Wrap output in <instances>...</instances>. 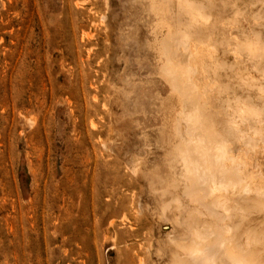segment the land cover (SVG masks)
<instances>
[{
	"label": "rangeland",
	"instance_id": "rangeland-1",
	"mask_svg": "<svg viewBox=\"0 0 264 264\" xmlns=\"http://www.w3.org/2000/svg\"><path fill=\"white\" fill-rule=\"evenodd\" d=\"M141 1L0 0V264H264V0Z\"/></svg>",
	"mask_w": 264,
	"mask_h": 264
},
{
	"label": "bare ground",
	"instance_id": "bare-ground-1",
	"mask_svg": "<svg viewBox=\"0 0 264 264\" xmlns=\"http://www.w3.org/2000/svg\"><path fill=\"white\" fill-rule=\"evenodd\" d=\"M143 1H144V0H143ZM143 1H141L140 3H142ZM166 1H167V0H166ZM176 1H177V0H176ZM176 1H175V3H176ZM178 1H179V0H178ZM184 1H185V0H184ZM205 1H206V0H205ZM213 1H214V0H213ZM215 1H216L215 5H216L217 8L219 9V7H221V3H220V2H217V0H215ZM218 1H219V0H218ZM258 1H259V0H258ZM133 2H134V1H133ZM151 2H152V1H151ZM153 2H154V1H153ZM170 2H172V1H170ZM201 2H202V1H201ZM222 2H223V1H222ZM144 3H145V1H144ZM144 3H143V4H144ZM179 3H180V2H179ZM199 3H200V2H199ZM202 3H203V2H202ZM223 3H224V2H223ZM157 4H158V0H157ZM161 4H162V3H161ZM166 4H167V3H166ZM166 4H165V5H166ZM184 4H185V3H184ZM187 4H189V3H187ZM191 4H192V3H191ZM194 4H195V3H194ZM200 4H201V3H200ZM200 4H199V6H200ZM213 4H214V2H213ZM262 4H263V2H262ZM262 4H261V5H262ZM150 5H151V3H150ZM150 5H149V7H150ZM173 5H174V4H173ZM175 5H176V4H175ZM182 5H183V4H182ZM197 5H198V4H196L195 6H197ZM151 6H152V5H151ZM176 6H177V5H176ZM176 6H174V7L176 8ZM180 6H181V4L177 7V8H179V9H178L179 11H180ZM186 6H187V5H186ZM195 6H194V7H195ZM199 6H198V8H200ZM157 7H158V6H157ZM159 7H161V6H159ZM165 7H167V6H165ZM165 7L163 6V8H165ZM181 7H183V6H181ZM191 7H192V6H191ZM191 7H190V8H191ZM194 7H192V9H193ZM201 7H202V5H201ZM208 7H210V5H209ZM168 8H169V6H168ZM186 8H188L187 10L190 11L189 5H188ZM260 8H261V7H260ZM148 9H149V8H148ZM148 9H147V10H148ZM160 9H162V7H161ZM182 9H185V8H182ZM182 9H181V10H182ZM192 9H191V11H192ZM195 9H196V8H195ZM201 9H203V7H202ZM215 9H216V8H215ZM153 10H155V9H153ZM166 10H167V9H166ZM169 10H170V9H168V10L166 11V12H167V13H166L167 15H168V13L170 14V12H171V11H169ZM185 10H186V9H185ZM187 10H186V11H187ZM219 10H220V9H219ZM164 11H165V10H164ZM191 11H190V12H187V13L189 14V16L191 15V13H192L193 11L195 12V10H193L192 12H191ZM198 11H199V10H198ZM148 12H150V10H149ZM158 12H159V11H158ZM196 12H197V11H196ZM213 12H214V11H213ZM151 13H152V11H151ZM155 13H156V12H155ZM162 13L165 14V12H163V10H162ZM182 13H183V12H182ZM148 14H149V13H148ZM192 14H193V13H192ZM194 14H195V13H194ZM217 14H218V13H217ZM219 14H220V13H219ZM153 15H154V17H155L156 14H153ZM171 15H172V12H171ZM174 15H175V14H173V16H174ZM212 15H213V14H212ZM148 16H151V15H148ZM158 16H159V15H158ZM163 16H164V15H163ZM168 16H169V15H168ZM173 16H171V17H173ZM183 16H184V14H183ZM192 16H194V15H192ZM214 16H215V15H214ZM216 17H217V16H216ZM158 18H159V17H158ZM181 18H182V17H181ZM193 18H194V17H193ZM212 18H213V17H212ZM258 18H259V17H258ZM155 19H156V18H155ZM159 20H160V19H159ZM232 20H233V19H232ZM243 20H244V19H243ZM193 21H194V20H193ZM197 21H198V20H197ZM200 21H201V20H200ZM200 21H199V22H200ZM236 21H237V20H236ZM163 22H166V21H163ZM163 22H162L161 24H163ZM170 22H171V21H170ZM170 22H169V23H170ZM201 22H202V21H201ZM211 22H212V21H211ZM222 22L224 23V22H226V21L222 20ZM185 23H186V22H185ZM193 23H194V22H193ZM196 23H197V22H196ZM205 23H206V22H205ZM165 24H166V23H165ZM170 24H171V23H170ZM202 24H203V23H202ZM211 24H212V23H211ZM167 26H168V24H167ZM253 26H254V25H253ZM257 26H258V25H257ZM155 27H156V26H155ZM155 27H154V30H155ZM251 27H252V26H251ZM263 27H264V26H263ZM171 28H172V31L174 30V32H176L177 29H176V28H173V27H171V25H169V27H168V31H167L168 33H169V31L171 32V30H170ZM200 28H201V27H200ZM180 29H181V28H180ZM253 29H254V28H253ZM156 31H157V30H156ZM251 31H252V30H251ZM172 33H173V32H172ZM179 33H180V31L178 32V34H179ZM187 33H188V32H187ZM187 33H186V34H187ZM257 33H260V30H259ZM174 34H175V33H174ZM198 34H199V33H198ZM172 35H173V34H171V36H172ZM176 35H177V34H176ZM180 35H181V34H180ZM207 35H208V34H207ZM223 35H224V34H223ZM259 35H261V34H257L258 37H259ZM167 36H168V35H167ZM180 37H182V35H181ZM261 37H262V36H261ZM163 38H164V37L160 38V41H162ZM183 38H184V37H183ZM250 38H251V37H250ZM255 38H257V37H255ZM161 39H162V40H161ZM167 39H168V38H167ZM200 39H201V38H200ZM200 39H199V40H200ZM257 39H258V38H257ZM164 40H165V38H164ZM199 40H198V42H199ZM246 40H247V39H246ZM246 40H245V41H246ZM259 40H260V39H259ZM165 41H166V40H165ZM206 41H207V40H206ZM251 41H252V40H251ZM256 41H257V40H256ZM162 42H163V41H162ZM200 42H201V41H200ZM208 42H209V41H208ZM242 42H243V41H242ZM252 42H253V41H252ZM252 42H251V43H252ZM254 42H255V41H254ZM258 42H260V41H258ZM154 43H155V41H154ZM167 43H168V42H167ZM170 43H171V42H170ZM185 43H186V40H185ZM195 43H196V42H195ZM205 43H206V42H205ZM238 43H239V42H238ZM249 43H250V42H249ZM249 43H248V44H249ZM163 44H164V43H163ZM186 44H187V43H186ZM198 44H199V43H198ZM253 44H254V43H253ZM255 44H256V42H255ZM255 44H254V45H255ZM173 45H174V44H173ZM187 45H188V44H187ZM242 45H243V44H241V46H240V44H239L240 47H242ZM257 45H259V44H257ZM161 46L163 47L162 44H161ZM188 46H189V45H188ZM236 46H237V45H236ZM250 46H251V44H249V47H250ZM260 46H261V45H260ZM260 46H259L258 48H260ZM262 46H263V48H264V45H262ZM155 47H156V45H155ZM164 47H165V46H164ZM166 47H167V46H166ZM204 47H205V46H204ZM249 47H248V48H249ZM254 47H255V46H254ZM152 48H153V47H152ZM156 48H157V47H156ZM167 48H168V47H167ZM171 48H172V47H171ZM199 48H200V47H199ZM154 49H155V48H154ZM163 49H164V48H163ZM194 49H195V47H194ZM242 49H243V48H241V50H242ZM244 49H245V48H244ZM244 49H243V50H244ZM255 49H257V48H255ZM261 49H262V48H261ZM155 50H156V49H155ZM192 50H193V49H192ZM248 50H249V49H248ZM259 50H260V49H259ZM262 50H263V49H262ZM262 50H261V52H262ZM167 51H168V50H166V52H167ZM170 51H171V50H170ZM183 51H184V50H183ZM250 51L252 52L253 49L251 50V48H250V50H249V53H250V55H251V52H250ZM239 52H240V50H239ZM243 52L245 53V50H244ZM243 52H242V53H243ZM253 52H254V51H253ZM172 53H173V52H172ZM263 53H264V51H263ZM173 54H174V53H173ZM258 54H259V53H258ZM176 55H177V54H176ZM233 55H234V54H233ZM240 55H241V54H240ZM253 55H254V54H253ZM260 55H261V54H260ZM164 56H165V55H164ZM203 56H204V55H203ZM235 56H236V55H235ZM166 57H168V56H166ZM185 57H186V56H185ZM213 57H214V56H213ZM251 57H252V55H251ZM253 57H254V56H253ZM253 57H252V58H253ZM259 57H260V56H259ZM259 57H258V58H259ZM256 58H257V57H256ZM263 58H264V57H263ZM168 59H169V58H168ZM173 59H174V58H173ZM174 60H175V59H174ZM177 60H178V59H177ZM250 60H251V59H250ZM253 60H254V59H253ZM161 61H163V60H161ZM170 61H171V60H170ZM205 61H206V60H205ZM251 61H252V60H251ZM263 61H264V59H263ZM243 62H244V61H243ZM159 63H160V61H159ZM163 63H164V62H163ZM173 63H174V62H173ZM205 63H206V62H205ZM257 63H258V62H257ZM186 64H187V63H186ZM162 65H163V64H162ZM162 65H161V66H162ZM218 66H219V65H218ZM218 66H211V67H210L211 69H210V68H207V74H208V75H209V74H214L215 71L219 69V68L215 69V68L218 67ZM164 67H165V66H164ZM164 67H163V66H162V68L160 67V70H162V69H163V70L166 69V67H165V68H164ZM170 67H171V66H169V67H167V68H170ZM178 67H179V66H178ZM178 67L173 68V66H172L171 69H173L172 71H174V69H175V71H176V69H177V74H178V72H179L178 75H180L181 73H182L181 76L183 75V78L180 76L181 79H183V82H181L182 80H181V81L178 80L180 77H179V78L177 77V81H176V83L179 81V82L181 83V85H182V89H183L182 91H181L180 89H179V90L182 92V95H183V93H185V92H186V95H188L190 92H192V93H191L192 95H191V94H189V95H191V96H192V99L194 98V100H196V102H197V99H196V98H199V97H197V95H198L197 92H196V91H192L191 89H189V88H191V86H192V85H190V84H192V82H193V81L191 82V80L193 79V76L189 78V76L192 75V73H191L192 70H190V66H189V67L187 66V68H184V67H186V66H184V67H183V66H180V67H183V68H181V70H180ZM191 67H192V66H191ZM230 67H231V66H230ZM230 67H229V68H230ZM201 68H202V67H201ZM222 68H223V67H222ZM237 68H238V67H237ZM243 68H244V67H243ZM171 69H169L168 71H171ZM186 69H187V70L189 69L190 71L188 70V72H190L191 74H190V73L188 74L187 71H186ZM192 69H193V72H194V71H195L194 66L192 67ZM223 69H224V68H223ZM254 69H255V67H254ZM263 69H264V68H263ZM183 70H184L185 72H184ZM227 70H228V69H227ZM256 70H257V69H256ZM156 71H158V70L156 69ZM168 71H167L165 74H164L165 70H164V72H163V75H165V76H164L165 78H168V77H166V74L168 73ZM175 71H174L173 73H175ZM219 71H220V70H219ZM240 71H241V70H240ZM240 71H239V72H240ZM159 72H160V71H159ZM161 72H162V71H161ZM200 72H201V71H200ZM237 72H238V71H237ZM239 72H238V73H239ZM241 72H242V71H241ZM173 73L171 72V76H173V75H172ZM242 73H243V72H242ZM168 74H170V73H168ZM187 74H188L189 76H188ZM236 74H237V73H236ZM240 74H241V73H240ZM245 74H246V73H244V75H245ZM160 75H161V76H160ZM160 75H159V76H160V78H161V77H162V73H161ZM174 75H175V74H174ZM201 75H202V73H201ZM237 75H238V74H237ZM262 75H263V74H262ZM169 76H170V75H169ZM187 76H188V77H187ZM240 76H241V75H240ZM186 77H187L188 79H186ZM244 77H245V76H244ZM244 77L242 78L243 80H244ZM247 77H248V76H247ZM260 77H261V76H260ZM175 78H176V77H174V79H175ZM245 78H246V77H245ZM169 79H171V77H169ZM169 79H168V81H171V82L174 81V80L172 81V80H169ZM172 79H173V77H172ZM248 79H249V78H248ZM252 79L255 81V80H256V77L253 76ZM257 79H258V78H257ZM262 79H263V78H261V80H262ZM187 80H188V81L190 80L191 83L188 82ZM245 81H247V80H245ZM171 82H169V85H168V86H171V85H172ZM179 82H178L177 84H179ZM170 83H171V85H170ZM176 83H173V86H175ZM226 83H227V82H225V84L223 83V84H220L219 86H218V85L216 86L217 91L215 92V95H213V97H215V99L218 100V101H220V102H221V101H222V102L224 101L225 103H229L230 105H233L234 109H235L236 111H238V112L240 111V113H243V114L245 113L246 115H250V112H251L252 110H251L250 112L248 111V110H250V109L248 108V106H247L248 104L245 105V104H246L245 101H247V100H245V101L243 100V101L245 102L244 104H243V103H239V102L234 103V102H232V100H231L230 98L227 97V95H225L226 93H224V92H225L226 89L228 88V85H226ZM240 83H241V82H240ZM255 83H256V82H255ZM215 84H216V83H215ZM218 84H219V83H218ZM193 85H195V84H193ZM239 85H240V84H239ZM251 85H253V84H251ZM198 86H199V85H198ZM198 86H197V88H198ZM203 86H204V85H203ZM256 86H257V85H256ZM179 87H181V86H178V88H179ZM236 87H237V86H236ZM242 87H243V86H242ZM263 87H264V86H263ZM263 87H261V88H263ZM170 88H171V87H170ZM205 88H206V87H205ZM237 88H238V87H237ZM248 88H249V87H248ZM259 88H260V87H258V89H259ZM174 89H175V88H174ZM213 89H214V88H213ZM232 89H233V88H232ZM238 89H239V88H238ZM196 90H197V89H196ZM174 91H175V90H174ZM176 91H177V90H176ZM176 91H175V92H176ZM204 91H205V90H204ZM208 91H209V90H208ZM239 91H240V90H239ZM257 91H259V90H257ZM260 91H261V90H260ZM175 92H174V93H175ZM222 92H223V93H222ZM177 93H178V92H177ZM177 93H176V94H177ZM240 93H241V92H240ZM259 94H260V92H259ZM259 94H258V97H260ZM263 94H264V93H263ZM184 96H185V94H184ZM184 96H182V97H184ZM191 96H189V98H191ZM203 96H204V95H203ZM203 96L201 95V97H203ZM207 96H208V95H207ZM233 96H234V94H233ZM177 97H178V94H177ZM229 97H230V96H229ZM236 97H237V96H236ZM189 98H188V96L186 97V100H185V101H187V102H186L187 104H188L189 101H191V100H189ZM238 98H239V97H238ZM247 98H248V97H247ZM247 98H246V99H247ZM183 99H185V97H184ZM213 99H214V98H213ZM229 99H230V100H229ZM250 99H251V98H250ZM263 99H264V98H263ZM188 100H189V101H188ZM194 100H193V101H194ZM205 100H206V99H205ZM238 100H239V99H238ZM259 100H260V99H259ZM259 100H258V101H259ZM261 100H262V97H261ZM180 101H181V100H180ZM208 102H209V101H208ZM240 102H241V101H240ZM181 103H183V102H181ZM187 104H186V106H184V107H186V110H190V109H189V104H188V105H187ZM195 104H196V103H195ZM229 104H228V105H229ZM196 105H197V104H196ZM223 105H224V103H223ZM263 105H264V104H263ZM178 107H179V106H178ZM181 107H182V106H181ZM193 107H194V106H193ZM197 107H198V106H197ZM201 107H202V106H201ZM251 107H252V106H251ZM204 108H205V106H204ZM211 108H212V107H211ZM244 108H245V109L248 108V110H247V111H242V110H244ZM256 108H257V107H256ZM179 109H180V107H179ZM199 109H200V111H201V110H203L204 112L206 111V110H204V109H202V108H200V107H199ZM182 110L184 111L183 108H182ZM194 110H197V111H198V109H194ZM207 110H208V109H207ZM210 111H211V110H210ZM216 111H217V110H216ZM241 111H242V112H241ZM188 112H189V111H188ZM195 112H196V111H195ZM201 112H202V111H201ZM204 112H202V114H203ZM262 112H264V111L262 110V111L259 112V113H262ZM178 113H179V112H178ZM178 113H177V114H178ZM181 113H182V112H181ZM252 113H253V111H252ZM259 113L255 114V112H254V114L257 115V116L260 115ZM188 114H189V113H188ZM204 114H205V113H204ZM178 115H179V114H178ZM192 115H195V113L192 114ZM251 115H252V114H251ZM255 115H254V116H255ZM262 115L264 116V114H262ZM244 116H245V115H244ZM260 116H261V115H260ZM195 117H196V115H195ZM230 117H231V116H230ZM251 117L253 118V116H251ZM201 118H202V117H201ZM258 118H259V117H258ZM256 119H257V117H256ZM192 120H193V118H191V121H192ZM175 122H176V121H175ZM187 122H188V121H187ZM194 122H197V121H194ZM178 123H180V122H178ZM191 123H192V122H191ZM199 123H200V122H199ZM261 123H262V121H261ZM174 124H175V123H174ZM192 124H193V123H192ZM202 124H203V123H202ZM206 124H207V123H206ZM234 124H235V123H234ZM178 125H179V124H178ZM200 125H201V124H200ZM203 125H204V124H203ZM174 126H175V125H174ZM187 126H189V125H187ZM191 126H192V125H191ZM195 126H196V125H195ZM204 126H205V125H204ZM189 127H190V126H189ZM196 127H198V125H197ZM225 127H226V126H225ZM230 127H231V126H230ZM185 128H186V127H185ZM205 128H206V127H205ZM178 129H179V128H178ZM193 129L195 130L196 128H193ZM197 129H199V128H197ZM197 129H196V130H197ZM209 129H210V128H209ZM184 130H185V129H184ZM194 130H193V132H194ZM204 130H205V129H204ZM172 131H173V130H172ZM191 131H192V130H191ZM197 131H198V130H197ZM200 131L202 132V130H200ZM260 131H261V130H260ZM262 133H263V132H262ZM189 134H190V133H189ZM189 134H188V135H189ZM260 135H261V134H260ZM182 136H183V135H182ZM213 136H214V135H213ZM182 138H183V137H182ZM167 140H168V138H167ZM179 140H180V139H179ZM260 140H262V141H263V144H264V138L262 137ZM168 141H169V140H168ZM214 142H215V141H214ZM184 143H185V142H184ZM261 143H262V142H261ZM181 144H183V143H181ZM194 145H195V144H194ZM218 145H219V144H218ZM255 145H256V144H255ZM198 146H199V145H198ZM223 147H224V146H223ZM254 147H255V146H254ZM182 148H183V149H188L187 147H183V146H182ZM182 148H181V149H182ZM196 148H197V147H196ZM225 148H226V147H225ZM249 148H250V147H249ZM251 148H252V147H251ZM176 149H177V148H176ZM193 150H194L195 152L197 151V149H194V148H193ZM219 153L222 155V151H221L220 149H219ZM207 154H208V153H207ZM170 155L172 156V153H170ZM201 156H202V155H201ZM222 156H223V155H222ZM167 157H169V156H167ZM231 158H232V157H231ZM185 159H186V158H185ZM232 160H233V159H232ZM170 161H172V160H170ZM177 161H178V160H177ZM177 161H176V162H177ZM173 162H174V161H173ZM174 163H175V162H174ZM177 163H178V162H177ZM194 163H195V162H194ZM258 164H259V163H258ZM176 165H179V164H176ZM197 166H198V165H197ZM206 166H207V165H206ZM210 166H211V165H210ZM177 167H179V166H177ZM177 167H176V170H178ZM213 167H214V166H213ZM184 168H185V167H184ZM242 168H243V167H242ZM234 169H235V168H234ZM168 170L170 171L171 169H168ZM230 170H231V169H230ZM196 171H197V169H196ZM217 171H220V170H217ZM175 172L177 173L178 171H175ZM185 173H187V172H185ZM174 174H175V173H174ZM175 175H176V174H175ZM245 175H246V174H245ZM230 176H231V175H230ZM175 177H176V176H175ZM160 178H161V177H160ZM172 178H173V177H172ZM172 178H171V179H172ZM161 179H162V178H161ZM177 179H178V178H177ZM177 179H176V180L173 179V180L178 182ZM155 180H156V179H155ZM173 180L171 181V183H173ZM190 180H191V179H190ZM197 180H199V179H197ZM215 180H216V179H215ZM166 181H167V184L169 185L168 180H166ZM249 181H250V180H249ZM249 181H248V182H249ZM158 182H159V181H158ZM167 184H166V182H165V185H167ZM178 184H179V182H178ZM178 184H177V185H178ZM244 184H245V183H244ZM202 185H203V184H202ZM150 187H152V186L150 185ZM164 187H165V186H164ZM167 187H168V186H167ZM217 187H218V186H217ZM219 187L221 188V185H220V184H219ZM236 187H237V186H236ZM161 188H163V187H161ZM212 188H213V187H212ZM151 190H152V188H151ZM153 190H154V189H153ZM159 190H160V188H159ZM170 190H171V189H170ZM243 190H244V189H243ZM164 191H165V190H164ZM253 191H254V190H253ZM161 192H162V190H161ZM173 193H175V191H174ZM188 193H189V191H188ZM248 193H249V192H248ZM177 194H178V193H177ZM257 195H258V194H257ZM259 195H260V194H259ZM263 196H264V195H263ZM194 197H195V196H194ZM260 197H261V196H260ZM158 198H159V197H158ZM165 198H166V195H165ZM220 198H221V197H220ZM163 199H164V198H163ZM192 199H194V198L192 197ZM176 200H177V199H176ZM159 201H160V200H159ZM161 201H162V200H161ZM186 201H188V200H186ZM221 201H223V200H221ZM221 201H220V203H221ZM256 201H257V200H256ZM256 201H255V204H256ZM175 202H176V201H175ZM170 203H172V202H170ZM157 204H159V203H157ZM175 204L177 205V202H176ZM191 204H192V203H191ZM196 204H197V203H196ZM178 205H179V204H178ZM198 205H199V204H198ZM262 205H263V204H262ZM163 206H164V204H163ZM258 206H259V205H258ZM260 206H261V205H260ZM175 207H176V206H175ZM189 207H190V206H189ZM198 207H199V206H198ZM173 208H174V207H173ZM177 208H178V207H177ZM184 208H185V207H184ZM190 208H191V207H190ZM200 209H201V207H200ZM219 209H220V208H219ZM223 209H224V208H223ZM163 210H164V209H163ZM154 211H155V209H154ZM193 211H194V210H193ZM170 212H171V211H170ZM190 212H192V210H190ZM226 212H227V211H226ZM158 213H160V212H158ZM162 213H163V212H162ZM192 213H193V212H192ZM159 215H160V214H159ZM162 215H163V214H162ZM163 216H164V215H163ZM171 217H172V216H171ZM202 218H203V217H202ZM165 219H166V218H165ZM186 219H187V218H186ZM195 220H196V218H195ZM195 220H193V221L195 222ZM182 221H183V220H182ZM187 221H188V220H187ZM193 221L191 220L192 223H193ZM196 221H197V222H200L199 219L196 220ZM184 222H185V221H184ZM187 223H188V222H187ZM196 224H197V223H196ZM217 224H218V223H217ZM180 225H181V224H180ZM262 225H263V224H262ZM175 226H176V225H175ZM190 226H192V225H190ZM190 226H189V227H190ZM195 226H196V225H195ZM172 227H173V226H172ZM172 227H171V228H172ZM186 227H188V226H186ZM193 227H194V225H193ZM193 227H192V228H193ZM234 227H235V226H234ZM176 228H177V227H176ZM194 228H195L196 230H199L200 225H199V228H198V229H197V227H194ZM245 228H246V227H245ZM262 228H263V226H262ZM187 229H188V228H187ZM195 229H193L195 232H199V231H196ZM178 230H179V229H178ZM188 230H190V229H188ZM193 230L190 231L191 233L187 232V234L190 235V236H188V238H190L193 234H195V232H194ZM227 230H229V231L231 230V232H233L232 229H227ZM227 230H226V232H224L225 236L227 235V237H228V238L225 237V244H226V247H227V248L224 247L225 250H224V248H223L222 246H218V247H220V248H218V249L215 248L216 251L220 249L219 251L222 253V254H220V255L223 257V259L220 260L221 263H220V261H218V263L214 261V258H216V256H217V254H216V253L218 252V251H217V252L215 253V257L213 256V254H211V256L214 257V258L212 257L213 259L211 258V256L208 255L211 259H210V258H205L206 260L204 259L205 261H204V262H200V264H202V263H205V264H206V263H207V264H210V263H211V264H251V263H253V260H254V261L257 260V259H253L254 256H253V257L250 256V257H251V258H249L250 263H248V260L244 259V258H245V255H244L243 259H242V256H243V255L239 254V252H240V251H241V252H244V251H243L244 249H240V251L238 250V251H239V252H238V251L235 249L236 247L233 248V246H232L231 243H230V242L232 241L231 238H232V235H233V234H231V238H230V237H229V236H230V235H229V232H228ZM241 230H242V229H241ZM250 230H252V229L250 228ZM173 231H175V230H173ZM236 231H237V230H236ZM244 231H245V230H244ZM252 231H255V230H252ZM175 232H176V231H175ZM185 232H186V231H185ZM248 232H249V229H248ZM255 232H256V231H255ZM255 232H254V234H255ZM262 232H263V231H262ZM182 233H183V232H182ZM199 233H200V232H199ZM207 233H208V232H207ZM237 233H238V232H237ZM241 233H242V232H241ZM246 233H247V231H246ZM256 233H258V232H256ZM178 234H179V232H178ZM183 234H184V233H183ZM183 234H182V237L185 238V236H183ZM185 234H186V233H185ZM205 234H206V233H205ZM239 234H240V233H239ZM259 234H260V233H259ZM179 235H180V234H179ZM199 235H200V234H199ZM199 235H198V236H199ZM228 235H229V236H228ZM240 235H241V234H240ZM247 235L249 236L250 234H247ZM247 235H246V238L248 237ZM255 235H256V234H255ZM196 236H197V234H195V236H193V238L196 237ZM198 236H197L196 239L199 238ZM203 236H205V235H203ZM211 236L213 237V235H211ZM216 236H217V235H216ZM216 236H215V237H216ZM223 236H224V235H223ZM236 236H237V235H236ZM256 236H257V235H256ZM256 236H255V237H256ZM182 237L180 236L179 239L182 238ZM200 237H201V236H200ZM205 237H206V236H205ZM242 237H243V236H242ZM242 237H241V238H242ZM260 237H261V236H260ZM171 238H172V237H171ZM184 238H183V239H184ZM186 238H187V237H186ZM213 238H214V237H213ZM220 238H222V237H220ZM252 238H254L253 233H252V235H251V239H252ZM263 238H264V237H262L261 239H263ZM179 239H178L177 241H179ZM194 239H195V238H194ZM196 239H195V242H196ZM203 239H204V238H203ZM248 239H249V238H248ZM256 239H257V238H255L254 242H255V241H256V242L259 241L258 239H260V238H258L257 240H256ZM167 240H168V239H167ZM180 240H181V239H180ZM185 240H186V239H185ZM218 240H219V239H217V242H218ZM222 240H223V239H222ZM222 240H221V241H222ZM237 240H238V238H237ZM208 241H209V240H208ZM208 241H207V243H206L205 245H207V244L209 243ZM211 241H212V239H211ZM233 241H234V240H233ZM233 241H232V242H233ZM246 241H247V239L244 240V243H245V244H246ZM168 242H169V240H168ZM203 242H204V241H203ZM203 242H202V243H203ZM205 242H206V239H205ZM205 242H204V243H205ZM214 242H215V241H214ZM217 242H216V243H217ZM237 242H238V241H237ZM249 242L252 243V242L250 241V239H249ZM196 243H199V242H196ZM202 243H201V245H202ZM204 243H203L202 246H204ZM210 243H211V242H210ZM233 243H234V242H233ZM261 243H262V242H261ZM167 244H168V243H167ZM183 244H184V243H183ZM183 244H182V245H183ZM199 244H200V243H199ZM238 244H240V243H238ZM252 244H253V243H252ZM252 244H250V249H252V248H251V245H252ZM257 244L260 246V245H261V244H260V241H259V243H257ZM257 244H256V245H257ZM263 244H264V243H263ZM158 245H159V244H158ZM164 245H165V244H164ZM164 245H163V247H165ZM184 245H185V244H184ZM221 245H222V244H221ZM253 245L255 246V244H253ZM253 245H252V247H253ZM160 246H161V245H160ZM186 246H187V245H186ZM213 246H214V244H213V242H212V247H213ZM236 246H239V245H236ZM241 246H242V242H241V245H240L239 247H237V248L239 249V248H241ZM259 246H258V247H259ZM187 247H188V246H187ZM190 247H193V246H190ZM190 247H189V248H190ZM205 247H206V246H205ZM205 247H204V248H205ZM208 247H209V246H207V247H206L207 249H204V250H208V249H209ZM244 247H245V246H244ZM260 247H261V246H260ZM260 247H259V248H260ZM160 248H161V247H160ZM180 248H181V246H180ZM221 248H222V249H221ZM245 248L248 249L247 247H245ZM255 248H256V246H255ZM255 248L253 247V249H255ZM166 249H167V248H166ZM234 249H235L236 251H235ZM253 249H252V250H253ZM157 250H158V249H157ZM159 250H160V249H159ZM159 250H158V252H159ZM170 250H171V249H170ZM172 250H175V248L172 249ZM185 250H186V249H184V251H185ZM188 250H189V249H188ZM188 250H186L187 252H186V251H185V252L188 253V254L190 253L191 255H194V254H195L194 256H191V257H193V258H194L195 256L198 258V255H200L201 251H204L203 248H202L201 250L199 249L200 252H199V251H196L195 248H194V249H193V248H192V249L190 248V252H189ZM192 250H195L196 252H194V251H192ZM212 250H214V249L212 248ZM223 250H224V251H223ZM248 250H249V249H248ZM263 250H264V248L262 249V251H263ZM149 251H150V250H149ZM208 251H210V253H211V250H208ZM208 251H206L205 255L208 253ZM260 251H261V250H260ZM167 252H169L170 255L172 256L171 251H168V249H167ZM180 252H181V250H180ZM185 252L182 253V254H185ZM241 252H240V253H241ZM161 253H163V252H161ZM172 253H173V251H172ZM245 253H246V252H245ZM250 253L254 254L255 252H254V250H253V252L251 251ZM182 254H180V255H182ZM242 254H243V253H242ZM247 254H248V251H247ZM247 254H246V255H247ZM256 254H257V253H256ZM262 254H263V252H262ZM157 255H158V254H157ZM174 255H176V251H175V254H174ZM174 255H173V257H174ZM249 255H250V254H248V257H249ZM171 256H170V257H171ZM186 256H187V255H186ZM188 256H190V255H188ZM256 256H257V255H255V257H256ZM259 256L261 257V254H260ZM176 257H177V255H176ZM191 257H189V258H191ZM200 257H201V256H200ZM263 257H264V256H263ZM159 258H160V257H159ZM180 258H181V257H180ZM183 258H184V257H183ZM189 258H188V259H189ZM191 259H192V258H191ZM191 259H190V260H191ZM194 259H195V258H194ZM202 259H203V258H202ZM202 259H197V260L202 261ZM216 259H217V258H216ZM251 259H253V260L251 261ZM263 259H264V258H263ZM177 260H179V262H180V259H178V257H177ZM177 260H176V262L178 263ZM172 261H173V258H172ZM172 261H170V264H171ZM188 261H189V260H188ZM188 261H187V262H188ZM222 261H223V262H222ZM257 261H258V260H257ZM181 262H182V260H181ZM192 262H193V261H192ZM258 262H259V261H258ZM177 263H175V261H173V264H177ZM190 263H191V262H189V264H190ZM196 263H197V262H196ZM181 264H182V263H181ZM186 264H188V263H186ZM197 264H198V263H197ZM253 264H258V263L256 262V263H253Z\"/></svg>",
	"mask_w": 264,
	"mask_h": 264
}]
</instances>
